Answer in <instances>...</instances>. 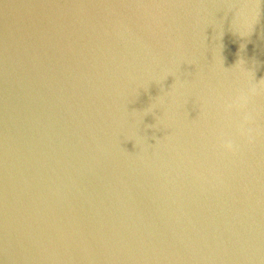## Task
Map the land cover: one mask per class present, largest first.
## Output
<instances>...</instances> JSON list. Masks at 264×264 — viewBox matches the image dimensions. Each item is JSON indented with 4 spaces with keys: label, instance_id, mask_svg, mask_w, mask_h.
Segmentation results:
<instances>
[{
    "label": "water",
    "instance_id": "obj_1",
    "mask_svg": "<svg viewBox=\"0 0 264 264\" xmlns=\"http://www.w3.org/2000/svg\"><path fill=\"white\" fill-rule=\"evenodd\" d=\"M0 264H264V0H0Z\"/></svg>",
    "mask_w": 264,
    "mask_h": 264
}]
</instances>
